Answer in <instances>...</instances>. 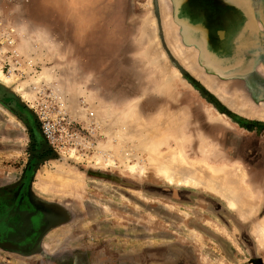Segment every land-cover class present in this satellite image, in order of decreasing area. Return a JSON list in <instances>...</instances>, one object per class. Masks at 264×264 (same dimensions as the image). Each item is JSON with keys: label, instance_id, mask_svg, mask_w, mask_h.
<instances>
[{"label": "rangeland", "instance_id": "1", "mask_svg": "<svg viewBox=\"0 0 264 264\" xmlns=\"http://www.w3.org/2000/svg\"><path fill=\"white\" fill-rule=\"evenodd\" d=\"M166 3L210 91L171 54L157 0H0L18 61L0 56V185L30 184L48 214L22 262L262 264L264 100L201 65ZM35 117L73 135L48 146ZM163 165L242 172L258 208L242 216L205 185L169 184Z\"/></svg>", "mask_w": 264, "mask_h": 264}, {"label": "flooded vegetation", "instance_id": "2", "mask_svg": "<svg viewBox=\"0 0 264 264\" xmlns=\"http://www.w3.org/2000/svg\"><path fill=\"white\" fill-rule=\"evenodd\" d=\"M254 5L257 6L259 21L264 25V0H180L178 17L205 29L210 48L221 59H229L230 64L234 65L228 69H233V73L228 75L233 74L238 82H242L240 85L247 93L258 100H264V78L254 72L260 71V66L264 65V34L259 32L258 27L251 25L249 20ZM218 31L223 32V39L217 37ZM195 36L199 38L198 34ZM20 186L25 187L23 183ZM2 196L0 194V198ZM3 201L7 203L8 199ZM44 226L45 218H41L36 221L34 231L41 232ZM28 231L25 226L21 228L24 237L30 236L31 249H34L37 235L34 232L28 235ZM19 250L24 252L26 248L20 247ZM33 262L36 264L35 261L29 264Z\"/></svg>", "mask_w": 264, "mask_h": 264}, {"label": "bare ground", "instance_id": "3", "mask_svg": "<svg viewBox=\"0 0 264 264\" xmlns=\"http://www.w3.org/2000/svg\"><path fill=\"white\" fill-rule=\"evenodd\" d=\"M157 1H158L160 14L162 16L163 26L165 27L164 28L165 29V40L169 46L171 54L176 58V60L179 62V64L184 68V70L187 73L192 75L197 80H200L203 83V85H205L206 89L210 91L213 87L212 85L213 83H211L212 79L210 80V78L206 76L204 79L203 77L204 73L201 70H199L197 65H195L194 59L196 56V52L192 49L189 50L190 52L189 51L183 52V50L179 49L180 47L178 48L179 43L177 44V39L175 37L176 28H174V26L168 20L169 18L168 10L169 9L167 10V6L168 8H170V6L167 5L166 0H157ZM166 18L168 21L166 20ZM0 77L4 78L6 82H8L9 80V78H7L1 71H0ZM21 91H23V89ZM168 161H171V158L168 159ZM130 169L133 170L132 168ZM198 171L201 173V175L197 174ZM178 174H181L180 177L176 176ZM159 175L164 180H166L169 184L183 185V186H188L190 184L195 185V186L205 185L207 188L213 191H217L223 198L226 199L227 207L230 210L239 212L240 214H242V216L246 215L245 211L247 214L249 213L251 214L252 212L254 213V211H256L258 208V205L255 202V200L254 202L256 203V205L248 204L247 200L243 199L244 198L243 191H245L246 187L243 185L244 176L242 172H239L236 174L232 172H228V171H223V170L213 172L212 170L205 168V167L195 170L185 165H182L178 169L173 170L169 166L163 165L159 168ZM239 192L241 193L240 195H239ZM257 231H258L257 232L258 240L259 242H261L264 240V228H258Z\"/></svg>", "mask_w": 264, "mask_h": 264}, {"label": "crops", "instance_id": "4", "mask_svg": "<svg viewBox=\"0 0 264 264\" xmlns=\"http://www.w3.org/2000/svg\"><path fill=\"white\" fill-rule=\"evenodd\" d=\"M30 189H32L30 184L22 188L20 181L16 185H0V194L3 195L0 198V264H28L21 260L29 259L37 250L31 249L30 236L24 237L21 228L27 227L28 235L31 232L36 233L37 240L35 243L32 242L33 247H36L44 231V229L41 232L34 231L36 221L41 218L46 220L48 214L37 203L31 201ZM5 199H8L7 203L3 201ZM20 247H25L26 250L20 252ZM261 262L264 264V257Z\"/></svg>", "mask_w": 264, "mask_h": 264}, {"label": "water", "instance_id": "5", "mask_svg": "<svg viewBox=\"0 0 264 264\" xmlns=\"http://www.w3.org/2000/svg\"><path fill=\"white\" fill-rule=\"evenodd\" d=\"M173 6V17H174V21L176 22V24H178L180 26V28L182 29V40L184 41V43L186 45H194L198 51V61L201 65L205 66L206 69L210 70V73H214L216 75L220 74L222 75V77H227V76H232V75H228L231 74L234 71L232 70H228L230 69V67L234 66L231 65V60L229 59H221L218 53L214 52V50H212L210 48V44L208 41V38H206L207 32L205 29H202L200 26L198 25H193L190 23L189 20L187 19H180L178 17L179 14V5H180V0H170ZM178 5V6H177ZM195 34L199 35V38H197L195 36ZM203 34V36H202ZM216 35L219 39H223L224 38V34L223 32H216ZM224 64H226L224 66ZM236 64V63H234ZM229 67V68H228ZM178 70L184 74V72L177 66ZM212 69V71H211ZM200 94L203 95V92L201 90H197ZM204 96V95H203ZM205 97V96H204ZM205 99L208 100V98L205 97ZM246 128H248L247 125H245Z\"/></svg>", "mask_w": 264, "mask_h": 264}, {"label": "built area", "instance_id": "6", "mask_svg": "<svg viewBox=\"0 0 264 264\" xmlns=\"http://www.w3.org/2000/svg\"><path fill=\"white\" fill-rule=\"evenodd\" d=\"M13 32L15 31L9 29L5 31V33H3L4 36L2 35L0 37V46H1L0 56H3V60H2L3 64L5 65L10 64L11 67L15 69L16 66H18V61L16 59L17 55L15 54L14 49H13V45H14ZM35 121H37V124L39 125V126L37 125L39 127L38 132L41 138L43 139V142L47 144L48 146L54 145V143L57 141L56 132L70 134V132L66 128L61 127L58 130V128H55V125L53 123L49 121H42V119L39 117L37 118L35 117ZM70 135L72 136L73 134L71 133Z\"/></svg>", "mask_w": 264, "mask_h": 264}]
</instances>
